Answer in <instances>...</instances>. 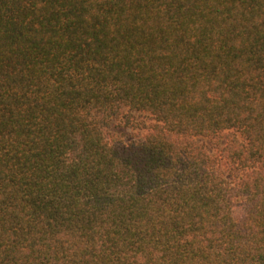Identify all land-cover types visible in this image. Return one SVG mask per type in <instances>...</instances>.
<instances>
[{
    "label": "trees",
    "instance_id": "16d2710c",
    "mask_svg": "<svg viewBox=\"0 0 264 264\" xmlns=\"http://www.w3.org/2000/svg\"><path fill=\"white\" fill-rule=\"evenodd\" d=\"M0 264H264V0H0Z\"/></svg>",
    "mask_w": 264,
    "mask_h": 264
},
{
    "label": "rangeland",
    "instance_id": "374dc122",
    "mask_svg": "<svg viewBox=\"0 0 264 264\" xmlns=\"http://www.w3.org/2000/svg\"><path fill=\"white\" fill-rule=\"evenodd\" d=\"M150 123L151 120L148 114L126 108L119 118L110 121L109 126L104 129V132L108 138L110 134H116L128 142L141 139L147 133ZM196 142L203 145L212 155H215L217 148L225 143L220 138L205 137H197Z\"/></svg>",
    "mask_w": 264,
    "mask_h": 264
}]
</instances>
